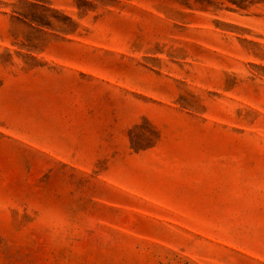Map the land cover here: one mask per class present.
Segmentation results:
<instances>
[{"label": "rangeland", "instance_id": "1", "mask_svg": "<svg viewBox=\"0 0 264 264\" xmlns=\"http://www.w3.org/2000/svg\"><path fill=\"white\" fill-rule=\"evenodd\" d=\"M0 264H264V0H0Z\"/></svg>", "mask_w": 264, "mask_h": 264}]
</instances>
